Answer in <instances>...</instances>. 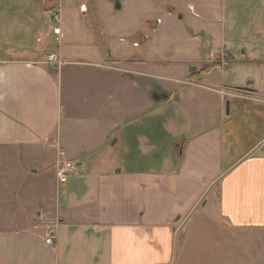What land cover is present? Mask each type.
<instances>
[{"label": "crops", "instance_id": "1", "mask_svg": "<svg viewBox=\"0 0 264 264\" xmlns=\"http://www.w3.org/2000/svg\"><path fill=\"white\" fill-rule=\"evenodd\" d=\"M13 1L2 9L0 31L7 17L22 21L27 12V0ZM32 1L37 3L30 16L42 10L58 24L57 47L51 44L40 56L43 45L24 49L25 23L4 29L13 39L0 56V264H264V90L252 80L244 89L254 105L242 113L262 120L258 140L247 130L241 142L226 118L188 120L177 130L167 121L166 132L174 139L165 147L176 151V166L174 155L159 153L163 144L139 137V130L142 136L148 130L139 123L148 120L154 103V88L147 83L154 78L153 62L141 52L125 60L114 41L103 45L98 39L119 33L114 11H101L108 14L107 24L92 36L67 22L61 26L63 7L74 0ZM190 1L187 27L207 56L186 61V77L218 56L230 58L235 45L241 48L239 61L229 64L244 59L249 68L258 64L254 75L264 74V0ZM81 12L88 13L85 3ZM69 33L78 34L73 44L65 41ZM145 42L134 41L132 48ZM255 48L262 53L254 55ZM23 51L34 54L26 57ZM51 53L59 56V67L44 64ZM211 72L199 82L185 77L182 82L197 86ZM214 88L209 89L226 99ZM161 93L169 96L166 88ZM66 158L86 159L87 173L77 169L59 190L55 164ZM40 159L51 167L43 175L35 167ZM142 159L151 161L139 168ZM42 178L51 183L44 191ZM193 190L206 194L179 229L176 211L168 215L165 208L161 215L150 206L154 200L185 203ZM47 226L55 231L53 246L44 243Z\"/></svg>", "mask_w": 264, "mask_h": 264}, {"label": "rangeland", "instance_id": "2", "mask_svg": "<svg viewBox=\"0 0 264 264\" xmlns=\"http://www.w3.org/2000/svg\"><path fill=\"white\" fill-rule=\"evenodd\" d=\"M18 1L21 3L20 0ZM13 2V0H0V15H4L3 8L8 9L13 7ZM190 2V0H74L70 5L67 6L66 4L63 7L61 15V26L67 22L70 27L75 29L74 31H82L86 33L91 31L92 36H95L101 31L102 25L107 24L106 19H108V14L99 15L101 11L102 13L103 11H114L113 14L116 19V26L120 25V29L118 30L119 33L111 38L101 39L99 37L98 39L103 41V45L107 44L110 40L111 42L114 41L116 48H118L119 51L118 54H120V57L125 60H130L132 53L141 52L147 57L148 61L151 60L153 62L152 74L154 75V78L152 80L149 78L147 83L148 87L150 85L154 88V103L152 110H149L150 113L147 117L148 120L139 123L144 129H148L145 130L144 136L140 134L142 131L139 130V137L152 138L156 145H159V143L163 144L162 146H164V148H160L159 153L161 155L165 154L166 150L168 153L170 152V155H174L175 158L172 161L176 163V166L178 164L176 158L177 153L175 154L176 151L170 149V147H165V144L172 142L174 139L171 135L167 134L168 132H166L167 121L172 123L174 129L177 130L183 122L188 120L208 119L211 121H221L226 118L229 119V122L231 121L234 123L233 136L239 138L241 142L244 141V132L247 130L251 131V134H254L252 136L256 140L262 136L260 131H258L260 125L259 121L262 120L257 118L254 114L247 115L242 113L243 107L246 109L247 107L254 105L251 101H248L249 94L244 90L247 86V82L252 80L256 82L258 87L264 90V74L258 73L257 75H254L252 73V71L257 73V70H259L256 69L258 64L250 66V69L244 59H242L243 64H229L230 58L218 56V58H214V61L209 64L212 66L210 68V71L212 72L204 81L197 84V86L183 84V77H185L187 82L196 83L195 81L187 79L186 74L189 73V71L187 72L189 65L184 63L186 61L192 63L202 62L207 56L205 51L199 48L197 43H195L192 36L193 30L190 31L187 27L188 18H190L191 15V11L187 4ZM36 3L37 2H33L32 0H27L25 4V10L27 12L25 13V16H22V21H18L16 18L14 22L13 20H10V16L7 17L4 27L3 29L1 28L0 31V56L4 57L2 50L6 47L7 42L13 39L11 35L8 36L4 31L9 23H15V25L25 23V26L29 29L27 32L28 36L21 38L22 41H25L24 49L43 45V50L40 53V56H43V52L46 48H49L50 46L52 48V45L53 47H57V40L56 36L53 34V30L58 24L52 20L50 22V14L45 13L42 10H37L35 15H29V13L33 14V7ZM81 3L86 4L88 13H80ZM29 6L31 7L28 8ZM22 8L24 9V7ZM48 9H51V7ZM38 14L41 15V18H38ZM7 15H9V13H7ZM29 16L31 17V20H29ZM46 20L49 21V23L44 24ZM20 30H23L22 27H20ZM186 34L192 37L191 40H189V38L185 41L184 35ZM65 39V41L70 40V43L73 44L79 38L78 34L75 33V35H73V33H69L66 35ZM141 39H143V41L146 40V42L141 44L138 48H132V43L134 41H141ZM202 40L204 42L205 38L203 37ZM44 43H47V45L44 46ZM240 51L241 48L237 45L230 48V55L234 58V62L239 61ZM246 51L248 53L247 48ZM23 52L26 57H28L29 54H34L29 51ZM109 53L110 52L107 54ZM253 53L254 55H258L261 54L262 51L259 48H255ZM214 62L216 64H214ZM161 75H164V77H160ZM138 84L140 87L141 85L139 81ZM212 87H216L214 89L221 88L226 99L223 100L222 97L212 92L211 89H209ZM164 88H166L167 91L169 90V96L167 97H171L170 101L167 100L168 98L166 95H162L161 97L160 95H157L162 94L161 91ZM164 93L166 94V92ZM244 96H247V99L244 98ZM250 97H253V94L250 95ZM227 101L235 104L233 107H230L229 105L228 115H226ZM236 104L240 105V107L238 108ZM238 109L239 112H237ZM143 114H139V116ZM144 119H146V117H144ZM227 129V126H225L222 130L224 131ZM146 132L150 136H147ZM111 148H109V152L112 151ZM66 159L72 163L82 164V166H78L79 174L83 175L87 173L85 171L86 168H83L84 162H87L86 159ZM156 160L158 159H155V163L153 164L157 163ZM150 161L151 159H142L138 161L139 168H142V164L145 162L149 163ZM172 166L174 165L172 164L170 169H173ZM35 167L39 170L40 175H43V173L50 171L51 169L50 162L46 159H40L37 161ZM75 172L68 178L66 183H61L59 190L63 185H68L74 180L77 176L75 175ZM44 179L46 178H42L41 180L43 191L45 186L50 187L48 185L51 184L50 182L44 183ZM51 180H53V178H51ZM201 193L203 196L198 200L199 202L197 201V204H195L196 206L191 207L190 203H193L195 198ZM205 194L206 193L203 191L200 192L193 190L189 193L188 197L186 196L187 200L185 203L177 204L178 202L176 201L174 203H157L154 200V203H151L150 206L155 213L161 215L165 208L170 211L168 215H170L172 211H176L172 216L178 217L175 220V226L179 229L184 219L193 215L196 209L200 207L199 205L202 204L201 202ZM57 200L62 202V194H58ZM43 204L44 203H41V205ZM49 204L50 203H46V205ZM35 205H37V203H35Z\"/></svg>", "mask_w": 264, "mask_h": 264}, {"label": "built area", "instance_id": "3", "mask_svg": "<svg viewBox=\"0 0 264 264\" xmlns=\"http://www.w3.org/2000/svg\"><path fill=\"white\" fill-rule=\"evenodd\" d=\"M57 18V15H54V19ZM59 35L60 31H56ZM61 60L59 59V56L56 54H48L46 55L44 59V64L54 67H59L61 65ZM79 164L78 163H72L71 161H59L57 164H55V174L56 179L59 184L66 183L68 178L72 176V174L75 172V170L78 169ZM54 237H55V231L52 226H47L45 229V239L44 243L48 246L54 245Z\"/></svg>", "mask_w": 264, "mask_h": 264}, {"label": "trees", "instance_id": "4", "mask_svg": "<svg viewBox=\"0 0 264 264\" xmlns=\"http://www.w3.org/2000/svg\"><path fill=\"white\" fill-rule=\"evenodd\" d=\"M230 60L233 61L232 63H234L233 57L230 56ZM214 64H216V63L214 62ZM211 67H212L211 65H208L202 69L193 71L187 76V79H189L191 81L199 82L211 70L210 69Z\"/></svg>", "mask_w": 264, "mask_h": 264}, {"label": "water", "instance_id": "5", "mask_svg": "<svg viewBox=\"0 0 264 264\" xmlns=\"http://www.w3.org/2000/svg\"><path fill=\"white\" fill-rule=\"evenodd\" d=\"M229 114V101H227L226 103V115Z\"/></svg>", "mask_w": 264, "mask_h": 264}]
</instances>
